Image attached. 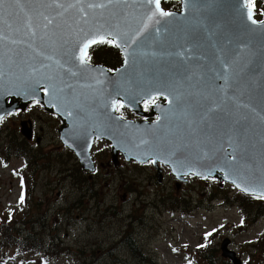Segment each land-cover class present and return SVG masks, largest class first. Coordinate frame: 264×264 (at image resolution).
<instances>
[{"label":"water","instance_id":"obj_1","mask_svg":"<svg viewBox=\"0 0 264 264\" xmlns=\"http://www.w3.org/2000/svg\"><path fill=\"white\" fill-rule=\"evenodd\" d=\"M241 3L180 0V11L147 21L152 7L147 0H24L23 12L5 0L0 9V118L39 100L62 121L59 140L83 171H93V141L104 140L115 164L118 153L127 162L155 161L158 182L157 164H162L177 182L189 176L217 179L243 195L261 197L264 25L251 24ZM29 17L35 35L25 26ZM145 22L149 29L133 44ZM108 33L117 37L113 45L122 65L112 73L101 65H80L76 56L82 42L93 35L111 39ZM178 51L185 56H176ZM153 98L165 103L151 107L146 116L157 114L151 123L122 119L111 107L115 99L142 115L140 103ZM20 131L30 138L23 122ZM228 244L221 243L222 257L240 264Z\"/></svg>","mask_w":264,"mask_h":264},{"label":"rangeland","instance_id":"obj_2","mask_svg":"<svg viewBox=\"0 0 264 264\" xmlns=\"http://www.w3.org/2000/svg\"><path fill=\"white\" fill-rule=\"evenodd\" d=\"M257 7L263 9L264 1ZM39 107L27 108L0 123L4 129L0 157L7 160L3 163L0 159V232L26 220L33 229L31 233L24 231L19 243L11 238L13 233L0 238V251L8 255L0 264H46V257L37 255L40 253L32 247L33 238L42 237V248L50 249L48 225L60 231L57 239L63 244L51 247L48 264L84 263L83 257L73 256L82 245L111 253L120 260L116 264H135L124 242L127 238L155 264H205L196 247L210 232H215L211 247L217 250L216 264H232L221 255L224 240L240 264H264V209L252 206L245 226L240 227L239 200L230 186H218L220 195L213 191L216 185L210 181L190 177L179 184L167 168H162L158 182L152 166L125 162L120 155L115 164L106 143H99L92 151L94 171H82L73 154L61 149L60 121ZM22 122L31 130L29 140L20 133ZM7 142L9 152L3 148ZM24 160L27 166L21 170ZM71 179L78 183L73 186ZM21 184L27 187L22 200ZM76 193L79 200L72 208L70 201ZM222 196L227 203L219 199ZM179 198L186 199V208L170 211L169 205ZM55 205L67 206L66 215L57 216ZM14 243L22 250L17 251ZM109 261L104 257L99 264Z\"/></svg>","mask_w":264,"mask_h":264},{"label":"trees","instance_id":"obj_3","mask_svg":"<svg viewBox=\"0 0 264 264\" xmlns=\"http://www.w3.org/2000/svg\"><path fill=\"white\" fill-rule=\"evenodd\" d=\"M172 2V1H171ZM169 2V7L170 8H174L176 7L175 6V1L172 2ZM90 56H91V61L92 63H97V64H103L104 66L110 68V69H114L116 68L119 64H120V61H121V58H120V54L110 45V44H106L104 46H100L96 49H94L92 51V53H90ZM119 113L120 114H126L125 112H122L121 110H119ZM129 116H132L130 113H128L126 115V117H129ZM3 132H0V137H3ZM18 135V134H17ZM19 137V135H18ZM5 152H9L10 150V146L8 144V142L5 144V146L3 147ZM25 162V168L27 166V163L26 161L24 160ZM68 171L69 173H71L70 170H66ZM70 178L71 176L68 175ZM78 183V181H74L73 179H71V184L74 186V184ZM220 187V186H219ZM219 187L218 186H215L213 191L216 193V194H220V191H219ZM79 195L76 193L71 201H70V205L74 206L75 203L78 202L79 200ZM234 197H237L238 200H239V205H240V212L242 213L243 215V222L240 224V227H244L245 226V220L247 219V216L250 212V208L252 206H255L257 209H264V200L262 199H259V198H253V197H247V196H244V195H241L240 193H235V196ZM219 199H222L223 202H226L227 203V199L225 197H219ZM184 200H186L185 198H179L178 199V202L175 201V203H173L172 205H169V210L172 211V210H177V209H180L181 211H183L185 208H186V205L184 203ZM209 200H212L211 198ZM65 206V205H64ZM66 209H69L67 206L66 208L64 209H59L58 207H56V211L58 213H62V215H66ZM63 210V212H62ZM17 231H20L19 229ZM16 231V232H17ZM210 237V236H209ZM209 237H207V239H209ZM42 238H39V237H36L35 238V243H34V247L37 248V249H41L42 248V241H41ZM125 242V245L132 251V254H131V259L133 258V260H135V264H155L151 259H146V256L143 255V253L139 250V247L137 245L136 242L133 241V239H130V238H127L126 240H124ZM51 247H53L54 243L51 242L49 243ZM56 244H60V243H56ZM211 241L205 243L204 246H202L200 249H198L200 255H202V260L205 262V264H216V261H215V257H216V252L217 250L212 248L211 247ZM50 247V248H51ZM47 249V248H46ZM95 249L91 248V246L89 247L88 245H84L81 247V250H79L76 254L77 257H83L84 258V263H81V264H99L102 260H97L99 258V256L97 255V251H94ZM106 253V252H104ZM102 255V252L100 253ZM107 254L110 255V253L107 252ZM111 261H109L108 264H116L117 261H120L119 259H117L116 257H113V256H109ZM116 258V259H115ZM122 264H129L130 262H127V261H121ZM119 264V263H117ZM131 264V263H130Z\"/></svg>","mask_w":264,"mask_h":264},{"label":"snow or ice","instance_id":"obj_4","mask_svg":"<svg viewBox=\"0 0 264 264\" xmlns=\"http://www.w3.org/2000/svg\"><path fill=\"white\" fill-rule=\"evenodd\" d=\"M12 3L17 7L19 8L22 12L24 11V0H12ZM147 3L149 5H151V9H150V12L151 14L149 16H147V21H151L153 19V17L155 16H160V17H167V16H170V15H173L172 13H169V12H166L164 10H162L161 8V0H147ZM5 6V0H0V9L4 8ZM58 7L60 5H57ZM90 7H104V5H89ZM240 9L241 10H246V17H247V20L253 24V25H256V24H260V25H264V21H257L253 18V9L255 7V4H254V0H242V3L239 5ZM27 15V13H26ZM262 15H264V13H262ZM3 22V18L2 16H0V23ZM49 24H51V20L48 21ZM156 23H159V21H156ZM28 30L30 32H32V28H31V18L29 17L27 22H26V25H25ZM149 29V24L147 22H145L142 26L141 29H139L137 31V33L132 37V43H136L137 39H139V37L141 35H143L147 30ZM32 35H35V32H32ZM108 36L111 37V39H108L106 38L105 35H93L91 38L85 40L82 42V44L80 45L79 47V50H78V54L76 56V59H78L80 65L82 66H87L90 61H91V56L89 54V48L92 47L93 45L95 44H103V43H109V44H113L115 43L117 37L115 35H113L112 33H108L107 34ZM3 37L0 36V39H2ZM115 46L119 47V44H116ZM176 56L178 57H181L183 58L185 56V51H178L175 53ZM125 63H127V59L125 60ZM228 71V67L225 66L224 68V72L227 73ZM73 75H75V73H73ZM225 83H227V79L225 78ZM44 91V94L45 95H48V88L45 87L43 89ZM158 96L159 95H163L164 98L166 100H168V102L171 104L172 101L171 99H169V97L167 95H165L164 93H158L157 94ZM35 103H40L39 100H36L34 101ZM149 102H154V98H153V101H146L145 102V108L148 107V103ZM52 106H55V105H52ZM111 107L113 110H119L120 108L124 107V105L122 103H119L118 101H116L115 99L111 101ZM70 115V113H69ZM2 119V118H0ZM159 119V118H158ZM233 160H235V156L232 157ZM152 162H155V161H152ZM162 162H167V161H162ZM227 178V176H226ZM233 183H235V181H233ZM237 187H240L239 184H237ZM242 191H251L250 189H246V188H242L241 189ZM253 194H257L255 192H253ZM261 196V198H264V194H258ZM23 199V197H21V200Z\"/></svg>","mask_w":264,"mask_h":264},{"label":"flooded vegetation","instance_id":"obj_5","mask_svg":"<svg viewBox=\"0 0 264 264\" xmlns=\"http://www.w3.org/2000/svg\"><path fill=\"white\" fill-rule=\"evenodd\" d=\"M61 149H62L64 152H67V150H66L65 148L62 147Z\"/></svg>","mask_w":264,"mask_h":264},{"label":"bare ground","instance_id":"obj_6","mask_svg":"<svg viewBox=\"0 0 264 264\" xmlns=\"http://www.w3.org/2000/svg\"><path fill=\"white\" fill-rule=\"evenodd\" d=\"M97 260H99V259H97ZM100 261V260H99Z\"/></svg>","mask_w":264,"mask_h":264}]
</instances>
